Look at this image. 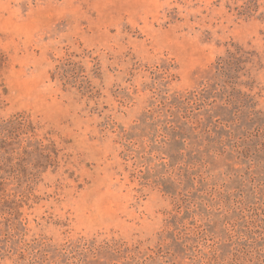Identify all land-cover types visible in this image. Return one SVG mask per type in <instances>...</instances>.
<instances>
[{
	"label": "rangeland",
	"instance_id": "obj_1",
	"mask_svg": "<svg viewBox=\"0 0 264 264\" xmlns=\"http://www.w3.org/2000/svg\"><path fill=\"white\" fill-rule=\"evenodd\" d=\"M0 264H264V0H0Z\"/></svg>",
	"mask_w": 264,
	"mask_h": 264
},
{
	"label": "trees",
	"instance_id": "obj_2",
	"mask_svg": "<svg viewBox=\"0 0 264 264\" xmlns=\"http://www.w3.org/2000/svg\"><path fill=\"white\" fill-rule=\"evenodd\" d=\"M20 124H22V123H20Z\"/></svg>",
	"mask_w": 264,
	"mask_h": 264
}]
</instances>
